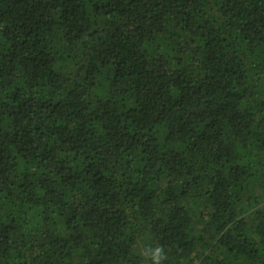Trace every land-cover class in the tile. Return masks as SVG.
Returning a JSON list of instances; mask_svg holds the SVG:
<instances>
[{
    "label": "trees",
    "instance_id": "obj_1",
    "mask_svg": "<svg viewBox=\"0 0 264 264\" xmlns=\"http://www.w3.org/2000/svg\"><path fill=\"white\" fill-rule=\"evenodd\" d=\"M264 264V0H0V264Z\"/></svg>",
    "mask_w": 264,
    "mask_h": 264
},
{
    "label": "clouds",
    "instance_id": "obj_2",
    "mask_svg": "<svg viewBox=\"0 0 264 264\" xmlns=\"http://www.w3.org/2000/svg\"><path fill=\"white\" fill-rule=\"evenodd\" d=\"M140 255L148 264H164L167 259V253L162 245H146L142 246L138 250Z\"/></svg>",
    "mask_w": 264,
    "mask_h": 264
}]
</instances>
